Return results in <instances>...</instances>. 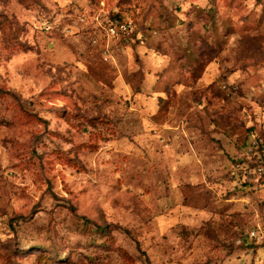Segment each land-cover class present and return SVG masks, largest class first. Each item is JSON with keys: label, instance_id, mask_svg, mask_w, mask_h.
Listing matches in <instances>:
<instances>
[{"label": "rangeland", "instance_id": "1", "mask_svg": "<svg viewBox=\"0 0 264 264\" xmlns=\"http://www.w3.org/2000/svg\"><path fill=\"white\" fill-rule=\"evenodd\" d=\"M262 116L264 0H0V264H264Z\"/></svg>", "mask_w": 264, "mask_h": 264}, {"label": "built area", "instance_id": "2", "mask_svg": "<svg viewBox=\"0 0 264 264\" xmlns=\"http://www.w3.org/2000/svg\"><path fill=\"white\" fill-rule=\"evenodd\" d=\"M134 28V22L127 13H120L109 17L104 30L110 38L124 37L129 35ZM97 38H92V42L97 44ZM108 50L103 51V56L108 59ZM264 124V116L261 118ZM264 127V125H263ZM231 175L237 176V181L247 183L253 189H264V128L256 136L252 137L244 147L241 160L232 165ZM256 236V232H251Z\"/></svg>", "mask_w": 264, "mask_h": 264}, {"label": "trees", "instance_id": "3", "mask_svg": "<svg viewBox=\"0 0 264 264\" xmlns=\"http://www.w3.org/2000/svg\"><path fill=\"white\" fill-rule=\"evenodd\" d=\"M114 15H117V14H114ZM114 15H112V16H114ZM111 16V17H112ZM261 131H257L255 128H254V126H249L248 127V130H247V133H246V135H245V137L243 138V140H242V142L239 144V146H238V152H237V155L236 156H234V157H232V163H235L236 161H239V160H241V154H242V152H243V150H244V147L248 144V142H249V140L252 138V137H254V136H256L258 133H260ZM231 171V170H230ZM242 186H248V184L247 183H242L241 184ZM85 219V218H84Z\"/></svg>", "mask_w": 264, "mask_h": 264}]
</instances>
